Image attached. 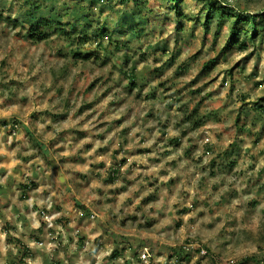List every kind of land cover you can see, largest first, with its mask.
Returning a JSON list of instances; mask_svg holds the SVG:
<instances>
[{
    "label": "rangeland",
    "instance_id": "obj_1",
    "mask_svg": "<svg viewBox=\"0 0 264 264\" xmlns=\"http://www.w3.org/2000/svg\"><path fill=\"white\" fill-rule=\"evenodd\" d=\"M263 11L0 0V264H264Z\"/></svg>",
    "mask_w": 264,
    "mask_h": 264
},
{
    "label": "trees",
    "instance_id": "obj_2",
    "mask_svg": "<svg viewBox=\"0 0 264 264\" xmlns=\"http://www.w3.org/2000/svg\"><path fill=\"white\" fill-rule=\"evenodd\" d=\"M173 2L179 1V0H172ZM223 14H227L230 15L232 14V16H235L236 20L235 22H237L238 19H244L247 20L250 19L251 15L249 14V12H244L241 9H238L237 7H235V9H231V12L229 13H225L224 9H227L226 5L220 4ZM38 7L34 6L33 8H30L29 12H28V16L26 18V21L29 23V27L30 30L27 32V36L32 37L34 39H45L46 37H48V34L50 32V29L52 28L53 30L55 29V32L58 34H61L62 36H66V37H73L72 34H70V32H68L66 30V28H62L59 26V24L57 23H53L52 21H48L46 20V18H44L43 16H41L38 12H37ZM263 12H259V14L257 15H263ZM208 17L206 19L207 23L208 21ZM253 23H255V20L253 19ZM254 27V25H253ZM72 35V36H71ZM88 38L87 34H80L77 36V40L79 41V43L85 42L86 39ZM245 42H242L241 47H245ZM81 52L79 50H74V55L75 56H80ZM87 55V57L89 56V54H84ZM124 57H126V59H128L130 57V54H128L127 52L124 54ZM21 196H24V193H21Z\"/></svg>",
    "mask_w": 264,
    "mask_h": 264
},
{
    "label": "built area",
    "instance_id": "obj_3",
    "mask_svg": "<svg viewBox=\"0 0 264 264\" xmlns=\"http://www.w3.org/2000/svg\"><path fill=\"white\" fill-rule=\"evenodd\" d=\"M200 251L203 254H206V252H207L206 249H204V248H201ZM150 256H151V254H150L148 248L145 247L144 251L141 253V257L144 259V258H149Z\"/></svg>",
    "mask_w": 264,
    "mask_h": 264
}]
</instances>
